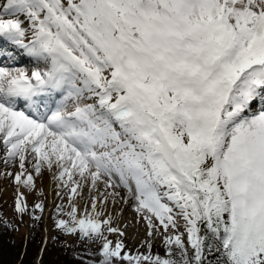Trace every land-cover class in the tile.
Wrapping results in <instances>:
<instances>
[{
    "label": "snow or ice",
    "instance_id": "obj_1",
    "mask_svg": "<svg viewBox=\"0 0 264 264\" xmlns=\"http://www.w3.org/2000/svg\"><path fill=\"white\" fill-rule=\"evenodd\" d=\"M0 39L37 64L0 66V146L19 161L16 183L35 189L31 155L71 196L123 187L166 247L113 243L105 233L123 232L93 196L91 212L72 204L56 221L100 242L91 264H206L214 248L223 264H264V0H0ZM15 210L28 212L19 191Z\"/></svg>",
    "mask_w": 264,
    "mask_h": 264
},
{
    "label": "rangeland",
    "instance_id": "obj_2",
    "mask_svg": "<svg viewBox=\"0 0 264 264\" xmlns=\"http://www.w3.org/2000/svg\"><path fill=\"white\" fill-rule=\"evenodd\" d=\"M0 66L11 67L14 65L0 64ZM41 66L43 67V65ZM253 106H258V105L256 104ZM30 157L31 155H29V160L26 162L25 168L26 171L30 173L33 172L32 175L35 179L34 181L37 182L35 185L40 188L39 189L38 187H35V190L33 192L29 191L26 187L22 185H17L15 181V173L21 171L20 167L18 166L19 161L17 160L15 162H9L7 163L8 164L7 165L4 162L5 150L3 149L2 146H0V173H2L0 174V183H2L0 184V219L6 221L8 228H10L9 231L7 232V236L10 238V241H12L14 245H17L18 242L23 241V245H24L25 241L28 238H33L38 233L41 235V245L38 249V253H36V255L32 259L31 262L32 264H45L46 254H59L60 252H63V250L68 254L67 256L70 258L71 262L73 263L77 262L80 259L91 264L92 261L100 259L98 255L100 242L94 240L90 241L87 239H81L78 234H67L61 229H58L56 227V221L58 219L60 218L68 219L66 213L70 210L72 204H74L77 207L78 215H84L86 208L88 209L89 212H91L92 198L93 196H95V194L90 193L91 195L90 196L86 192V195H84L83 191H85V187H86V184H84L82 188L78 189V193H79L78 195L71 196L70 188L65 187L63 185V182L54 178L55 181L51 185L52 186L54 185L53 188L57 187L55 190L56 196L50 197L49 196L50 193L47 190V188L50 186V184H48L47 182L48 181L47 175L49 174L50 170H48L47 167H46L47 169L44 167L41 169V173L37 175L34 172V170H32L34 159ZM56 169L53 168L52 171ZM9 173H11V175H9ZM57 173H55V175ZM77 179H79V177H77ZM44 187L46 189H42ZM99 187H100V192H99L100 195L99 198H97V200L103 201V203L97 204V210H102L105 213L104 218H106L107 216H111L112 226L118 228L120 232H123L122 236L119 234V232L105 233L107 235V238L113 241V243H115L117 240L122 241L124 245V250L130 251L133 254L135 253L146 254L149 251L147 242L151 241L152 254L153 255L159 254L163 257V255L166 252V247L163 239L159 240L158 242L157 240L152 239L147 235H145L146 226L144 219L140 214H137L135 210L136 201L128 196L127 190L124 189L123 187L106 188L103 181L99 182ZM42 190H45V192ZM16 191L22 192L24 194V200L28 206V212L25 213L23 216H21V214L15 210L16 197L18 194V192ZM113 192H118L119 196L111 195V193ZM104 196H107V200H104ZM38 202H42L44 205L43 213H41L40 210L34 208V205ZM57 206H60L63 209L62 214L58 213ZM120 213H122L123 217L126 218L125 226L119 223ZM35 216H40L41 219L36 220L34 218ZM131 229L133 231L135 230L134 232L137 233L136 236L133 235L132 232L130 233ZM178 230L179 232H185V229L181 230L180 227H178ZM161 231H163V229H161ZM185 240H186V233H185ZM119 264H127V261H120Z\"/></svg>",
    "mask_w": 264,
    "mask_h": 264
},
{
    "label": "trees",
    "instance_id": "obj_3",
    "mask_svg": "<svg viewBox=\"0 0 264 264\" xmlns=\"http://www.w3.org/2000/svg\"><path fill=\"white\" fill-rule=\"evenodd\" d=\"M9 229L7 222L0 219V264H32V259L38 253L41 245V235L38 233L33 238H28L24 245L23 241L14 245L7 236ZM216 246L219 247L218 242H216ZM63 252L46 254L47 258L44 255L45 264H89L80 259L73 263L67 256L68 254L64 250ZM163 256H166V252ZM206 256V264H223L222 252L216 251L215 248L211 252H207Z\"/></svg>",
    "mask_w": 264,
    "mask_h": 264
},
{
    "label": "bare ground",
    "instance_id": "obj_4",
    "mask_svg": "<svg viewBox=\"0 0 264 264\" xmlns=\"http://www.w3.org/2000/svg\"><path fill=\"white\" fill-rule=\"evenodd\" d=\"M21 19H23V17H21ZM1 45L3 46V47H1ZM0 49H5V50H7V51H10V52H12L13 54H14V56L16 57V60L14 61V62H10L9 61V58L7 57V56H0V64H3V65H14V66H11V67H26V68H28L29 70L31 69V68H33V67H36L37 66V64L34 62V60H33V58H30V57H28V56H26V55H24L23 54V52H22V50H20V49H18V48H16L14 45H11L9 42H7V41H5V40H1L0 39ZM42 65V64H41ZM41 65H39L40 67H42ZM46 99V103H48L49 105H50V102H54V101H56V102H59V100L61 99V96L60 97H58L57 98V100H54L53 99V97H52V99H51V101H50V99L49 98H45ZM56 102L55 103H53L52 105H51V107L54 109L55 108V106H56ZM258 105V104H257ZM20 107L21 108H23L24 107V105H23V103H21V105H20ZM254 108H258L259 107V105L258 106H253ZM2 151V150H1ZM32 157V156H31ZM30 157V158H31ZM29 160V159H28ZM17 163V162H16ZM34 163V162H33ZM32 163V164H33ZM11 164V163H10ZM8 165V164H7ZM17 165V164H16ZM15 166V165H14ZM19 166V165H18ZM27 167V166H26ZM46 168V167H45ZM6 169V168H5ZM11 169V168H10ZM14 169V168H13ZM47 169V168H46ZM54 169H56L55 167H54ZM16 170V169H15ZM33 170V169H32ZM49 170V169H48ZM59 170L58 169H56V170H54V171H52V170H50V172H49V174L47 175V182H48V184H50V186L47 188V190H48V192L50 193L49 194V196L50 197H53V196H56L55 195V190H56V188H53V186L51 185V184H53L54 183V181H55V179H54V177L56 176L55 175V173H57ZM28 172V171H27ZM45 172V171H44ZM43 172V173H44ZM33 173V172H32ZM0 174H2V173H0ZM4 174V173H3ZM8 174V173H7ZM5 176H7V175H5ZM9 176V175H8ZM43 177V176H42ZM3 178V177H2ZM39 178H41V177H39ZM44 178V177H43ZM11 179V178H10ZM35 180V179H34ZM11 181V180H10ZM42 181V180H41ZM40 181V182H41ZM62 182V181H61ZM100 182H102V181H100ZM14 183V182H13ZM37 182H35V184H36ZM58 183V182H57ZM0 184H2V183H0ZM9 184H10V182H9ZM8 184V185H9ZM4 185H5V183H4ZM18 185V184H17ZM41 185V184H40ZM46 185V184H45ZM61 185V184H60ZM10 186H12V185H10ZM9 186V187H10ZM9 187H8V189H9ZM36 187H38V186H36ZM46 187V186H45ZM42 188V189H46V188ZM61 187V186H60ZM60 187H59V189H60ZM17 188V187H16ZM39 188V187H38ZM7 189V190H8ZM40 189V188H39ZM6 190V189H5ZM13 190V189H12ZM23 190V189H22ZM35 190V189H34ZM34 190H32L31 192H33ZM58 190V189H57ZM9 191V190H8ZM42 191H44L45 192V190H42ZM59 191V190H58ZM7 192V191H6ZM16 192H18V191H16ZM36 192V191H35ZM43 192V193H44ZM47 192V191H46ZM86 192L88 193V195H90V193L92 194V193H94L95 194V196H97V198H99V192H100V187H99V182H98V184H97V186H96V188H92L91 187V185L90 184H86V187H85V191H83V194L84 195H86ZM37 193V192H36ZM30 194V193H29ZM38 194V193H37ZM34 195V194H33ZM26 196H27V194H26ZM91 196V195H90ZM41 197V196H40ZM86 198H88V197H86ZM42 199V198H41ZM101 199V198H100ZM100 209V208H99ZM121 210V209H120ZM138 214V213H137ZM120 217H119V223L120 224H122V225H126V223H125V221H126V218L125 217H123V215H122V213H120V215H119ZM140 217V216H139ZM129 219V218H128ZM127 219V220H128ZM136 219V218H135ZM143 220V219H142ZM133 221V220H132ZM136 221V220H135ZM144 222H145V226H146V234L145 235H147L148 236V226H147V222L144 220ZM143 224V223H142ZM123 226V227H124ZM128 226V225H127ZM134 226V225H133ZM132 226V227H133ZM141 226V225H140ZM131 227V228H132ZM136 227V226H135ZM178 227H180V229L181 230H184L185 229V225H184V221L181 219V220H178ZM142 228V227H141ZM122 229V228H121ZM135 229V228H134ZM137 229V228H136ZM126 230H128V229H126ZM135 231V230H134ZM132 229H131V231H130V233L132 232V234L133 235H137V233L136 232H134ZM162 232V231H161ZM131 234V235H132ZM149 237V236H148ZM144 238V237H143ZM150 238H152V239H155V240H157L158 242H159V240H161V239H163V237L161 236V235H156V234H154L152 237H150ZM140 241V240H139Z\"/></svg>",
    "mask_w": 264,
    "mask_h": 264
}]
</instances>
